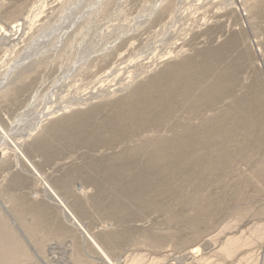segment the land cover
I'll return each instance as SVG.
<instances>
[{"label": "rangeland", "instance_id": "1", "mask_svg": "<svg viewBox=\"0 0 264 264\" xmlns=\"http://www.w3.org/2000/svg\"><path fill=\"white\" fill-rule=\"evenodd\" d=\"M160 81L138 133L90 143ZM159 138L174 174H146L166 190L135 205L144 156L97 170ZM0 240V264H264V0H0Z\"/></svg>", "mask_w": 264, "mask_h": 264}, {"label": "bare ground", "instance_id": "2", "mask_svg": "<svg viewBox=\"0 0 264 264\" xmlns=\"http://www.w3.org/2000/svg\"><path fill=\"white\" fill-rule=\"evenodd\" d=\"M20 28H21V25H18L12 28V32L14 34L13 36H16L20 32ZM7 36H10V35L8 34ZM180 74L184 75L183 71H180ZM181 75L176 76L177 79L173 80V82L175 81L177 82L179 86L182 85L183 87H185L187 83V79L185 80L184 77H182ZM218 81L219 82L212 88V90H210L209 94L211 96L212 94L214 95L216 92H219L221 90L229 89V86L227 83V81H229L228 74L219 78ZM167 84H168L167 82L160 81L155 84H150L145 87H142L138 89L136 92H134L131 96L132 98L130 97L131 99L129 102L131 103L126 102L129 105L128 107L129 109L127 111L126 110L123 111V109L122 111L117 110L116 115H114L112 119H109V121H107L106 127L109 131L107 135L105 136L104 134H101L100 132L92 134L94 136L92 135L90 136V143H92V140H96L95 142L100 144L99 145L100 147L107 148L112 145H115L120 139L124 138L127 134L126 132L129 129L131 130L132 133H138L140 131V125H143V123L147 122L149 119L152 118L153 109L157 107V105L163 106L165 103H167L168 100H170L167 94H162L159 91L160 87L161 88L167 87ZM195 100H196L195 102L197 103L196 98ZM178 107H179L178 103H174L171 106L167 107V117H171L172 115H174ZM242 112L243 110H241V113ZM156 121H158V119L155 120L154 123H156ZM77 127H80L78 128L79 133L84 132L85 129L87 130L86 128L87 126L85 123H80ZM193 131L194 130H190L188 133H186L185 138L191 137ZM165 143L166 142L162 138H159L150 145L144 144V145L139 146L137 149L124 151L122 154L117 155L113 160H111V162L102 164V166H99L97 172L103 175H106V176L119 178L124 173L132 170L131 168L133 167V164H132L133 162H135L141 156H144L143 159L140 158V160H143V165H142L144 168V171H143L144 174L142 175L143 177L138 176L136 181L133 183L132 186H133L134 194L127 195V197L131 199V203L135 205L136 204L141 205L144 202H140V201L142 200L147 201L149 190L152 191L151 193L153 194L155 193L161 194L162 191L166 190V185L163 183V181L159 182L158 180L154 178H150L146 174H149L150 171H155V173L161 174V176H165V177L166 175L174 174L170 170V168H168L167 166L166 167L164 166V163L166 162L167 158L170 157L169 152H165L161 149V147L165 145ZM20 155L22 156L24 160L27 161V159L21 153ZM192 161H193V157H192V160L186 161L185 164L190 166ZM46 186L51 193V197L58 203V205H60V207L63 209V211L69 218L70 222L74 226H76L85 236H87L94 243L97 249L101 251L103 256H105L106 258V255L102 252L101 248H99V246L95 243V241L86 231V229L84 228V225L81 224L80 221L75 217V214L72 213L69 207H67L64 201L57 195V193L54 190H52L47 184ZM3 242H4L3 240H0V250L2 251L3 255L10 254L14 256L16 254L14 249L6 246L5 244H3ZM225 243L226 244L224 245L223 250L226 251L228 255H231L232 253H234V251H236V248L238 247V244H239L238 240H236L235 238L229 239ZM139 262L141 261L137 260L134 264H140Z\"/></svg>", "mask_w": 264, "mask_h": 264}]
</instances>
